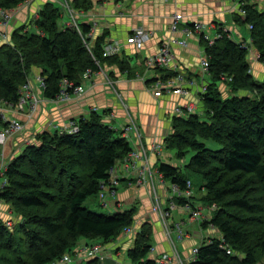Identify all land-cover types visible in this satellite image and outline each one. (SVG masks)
<instances>
[{
	"label": "trees",
	"instance_id": "1",
	"mask_svg": "<svg viewBox=\"0 0 264 264\" xmlns=\"http://www.w3.org/2000/svg\"><path fill=\"white\" fill-rule=\"evenodd\" d=\"M26 1L0 0V8L13 9ZM72 4L76 10L92 8L91 0ZM257 5L246 0L241 5L246 15H237L240 23L253 25L252 47L222 28L213 44L201 37L209 62L207 91L200 93L204 110L174 116L165 137L164 146L180 160L191 154L187 164L161 163L158 169L165 180L184 189L189 180L193 185L184 171L199 174L205 199L219 207L201 223L203 228L213 226L219 235L204 239L190 264H264V80L250 72L251 48L264 61V10ZM63 9L57 1H46L37 15L12 29L9 43H0V107L17 105L27 84L37 93L31 78L35 70L39 90L52 100L66 79L84 84L112 64L134 73L121 53L105 56L108 32L94 38L90 24H80V29L66 25ZM154 70L164 79L178 74L165 67ZM225 83L231 89L228 95L221 89ZM74 120L77 132H39L9 162L0 201L21 220L10 226L0 215V264H49L65 254L73 256L81 238L108 244L136 223L135 208L105 215L84 205L103 190L110 169L132 151L130 140L100 112ZM211 141L219 148H211ZM175 201L186 204L183 198ZM152 236L151 224L143 223L127 250L132 264H158ZM89 262L102 263L95 258Z\"/></svg>",
	"mask_w": 264,
	"mask_h": 264
},
{
	"label": "crops",
	"instance_id": "2",
	"mask_svg": "<svg viewBox=\"0 0 264 264\" xmlns=\"http://www.w3.org/2000/svg\"><path fill=\"white\" fill-rule=\"evenodd\" d=\"M46 1L49 0H35L32 2V5L22 9L18 15L16 24L11 27V30L22 25L28 17L37 15L40 7ZM54 1L63 6L62 0ZM91 1L92 8L89 11L73 9L75 18H77L79 24L87 23L92 25L94 38L108 32L106 41L108 43L118 42L121 45V54L128 60L134 73L122 72L119 65L112 64L100 72L93 74L90 80L84 82L86 91L82 97L67 102H56L55 100L47 99L41 90H39V82L36 79L37 75H39V70L33 71L31 74L32 82L37 89V93L42 97V102L35 112L31 113L30 111V116L27 113L19 114L22 120L27 122L26 137H31L46 130L55 131L63 129L71 120L79 118L82 115H87L91 111H94V109L103 114V117L108 112L113 111L115 118L111 121V124L122 132L123 126L128 123L129 119L121 100L123 99L130 110V114L137 121L139 127H141L143 141L146 146L149 148L155 142L164 145L165 137L172 131V119L176 106L185 107L186 105L194 104L195 111L199 109L201 113L204 110L200 91L202 85L208 83V76L207 74H203L201 63L202 58L205 57V45L202 42L200 33L188 36L184 33V28L195 21H200L204 24L205 32L210 38H215L222 28L229 30L232 38L237 42H243L250 46L252 44L249 26L237 20V15L240 13L239 0ZM250 2L257 3L258 8L264 10V0H250ZM64 12L63 22L69 25L73 21V17L71 14L67 15L66 11ZM174 14L181 15L178 31H173L171 28ZM137 28L153 32L152 39L142 50H137L133 44L127 42L128 36ZM170 38L186 41V45L172 44L174 59L165 68L175 71L178 73L177 75L180 74L184 77L180 81V84L188 90V94L165 93L157 97L148 90V83L142 79V76L146 75V72L143 70L144 60L158 53L163 44L168 42ZM258 57L259 53L251 48L252 61ZM252 72L256 73L254 74L258 79L264 80V67L261 64L255 62V71ZM109 73L113 75L109 76ZM148 73L146 75L148 79L160 77V74L154 69L149 70ZM106 74L113 84L106 79ZM93 82L94 84H92ZM26 112L29 111L26 110ZM5 136L3 127L0 126V139L2 143H6L9 152L8 157L16 156L23 151L26 144L23 137H19L16 141L14 139H7V136ZM130 142L133 148L138 146L134 134ZM162 154L163 151L161 153H150V161L156 169L159 168L156 164ZM171 158L167 159L166 162L178 165ZM137 178V170L125 174L116 197L110 198V201L108 200L109 204L103 205L110 207L114 211L118 209L124 210L123 208L132 202H140L141 211L138 217H136V221L138 222V226H142L144 222H150L152 219L155 221L154 227L157 229V233H155L156 242L154 245L157 246L158 251L155 252L156 255L153 254V257L159 258L161 253L166 251L165 249L168 247V244L161 225L155 220L157 219V215L152 212V195L147 187L138 185ZM170 184L166 180V185L161 184L158 186L159 194L165 205L169 201ZM5 205L6 203L0 201V215L4 213L3 215L9 216L6 218L15 219L10 212L12 211L11 209L2 213L1 209H4ZM175 211H178V214H175V220H184L186 218V213L180 204ZM196 239L195 237L194 240L196 241ZM187 241L189 242V240ZM82 242L91 241L83 239ZM113 248H115V245L111 244V249H107L109 257L100 264H131L127 259V252L125 259H122L123 253L120 250V245L117 246L119 249L116 252L112 251ZM75 260V264H80L83 260L89 261L86 258Z\"/></svg>",
	"mask_w": 264,
	"mask_h": 264
},
{
	"label": "built area",
	"instance_id": "3",
	"mask_svg": "<svg viewBox=\"0 0 264 264\" xmlns=\"http://www.w3.org/2000/svg\"><path fill=\"white\" fill-rule=\"evenodd\" d=\"M33 1L35 0H27L22 4L29 5ZM239 1H240L239 12L241 15L245 16L246 11L242 8L241 5L244 4L246 0H239ZM251 1H255V0H251ZM21 5L13 9L0 8V43L10 42L11 33H12V30L10 29L12 27L11 22L13 20L12 18L14 15V10H17V8H19ZM71 15L73 17V21L68 26H74L75 28L80 29V24L78 23L77 18H75L74 11L71 12ZM180 21H181V15L174 14L173 22L171 25L173 31H178ZM252 27L253 25L250 24V28ZM205 30H206L205 26L202 22L195 21L191 25H187L183 31L188 36L193 35L195 33H200L201 36H203L210 44H213L216 38L221 37V34H218L215 38H210V36L205 32ZM152 36L153 33L146 31L144 29L137 28L133 30L132 33L128 36L127 42L133 44L137 50H142L145 48L146 44L151 40ZM172 44L186 45V41L185 40L181 41L174 38L172 40L170 39L168 42H165L158 53L149 56L144 60L145 66L147 67V71L153 70L157 67H167L173 61L174 54L172 50ZM104 51H105L104 52L105 56L120 54L121 45L118 42H109L106 44ZM201 63H202L203 74H207L209 62L206 56L202 58ZM146 75L142 76V79L147 80L148 78H146ZM90 76H91L90 71H86V78H90ZM183 78L184 77L180 74L168 79H164L160 76L157 78L155 82H153L154 86L152 87V93H154L155 96L157 97L165 93H174V94H182V95L188 94V90L180 84V81H182ZM106 79H108V81L111 84L113 83L109 79V76L107 74H106ZM207 84L208 83L202 85V89L200 93H204L207 91ZM41 86L42 88L45 87L43 80H41ZM85 91H86V87L84 84L75 85L73 82H69L66 79L63 81L62 89L54 98V100L56 102H67L73 99H78L84 95ZM22 93L24 96L21 98L17 106L23 108L25 104H28L30 105V110L32 109V112L36 111L38 109L39 104L42 101V97L33 91L31 84H27L26 86H24ZM118 95L120 94L118 93ZM121 100L129 117L128 123L123 126L122 134L124 137L128 138L129 140H131L132 135L134 134L135 138L137 139L138 146L133 148L132 151L122 161H120L110 169L109 178L106 182L103 183L102 185L103 190L100 192L101 197L104 199L103 200L104 204H106L107 201L105 200L106 197L117 195L118 188L121 185L122 178L125 176V174H129L133 170H137L138 171L137 183L138 185L145 186L149 189L153 199L152 211L157 216L161 217L164 220L171 217L172 211L179 206L175 201L176 198H183L185 199L186 204L180 206L188 211L187 212L188 218L186 217L188 223L189 224H194L196 222L202 223L205 220L203 218L204 214L201 210H199V208L193 201V197H195V192L190 180L187 182V187L184 189L180 188L176 184H170L169 186L170 194H169L168 204L165 205V203L163 202L159 194L158 186L161 184L166 185V180L164 174L161 171H159V169H155L153 167L150 161V153L151 152L161 153L164 149V145L155 142L149 148L146 146V144L143 141V135L139 127V124L130 114V110L128 109L127 104L124 102L123 99ZM194 109H195L194 104H189L186 105L185 107L176 106L174 109V113H175L174 116L188 115L189 113H194L195 111ZM95 110L96 109H94V111ZM1 116L3 115L1 114L0 117ZM114 118H115V113L113 111L108 112L107 115L104 116V119L108 124H111L112 123L111 121ZM5 123L6 125H5L4 133L7 137L16 134H22L26 128L24 123L19 120H13V121L7 120V122ZM61 130L68 131L69 133H75L79 130V125L73 119L68 123V125L65 128ZM32 141L33 140L27 141V145L32 143ZM8 164L5 165L4 168L5 170ZM6 183H7V179H4V182H2V179H0V190L5 186ZM212 205L216 206V204H212ZM184 221L185 219L183 221H178L177 223H175L170 231L168 228L167 232L168 234L171 235L173 240L175 238L177 241H179L184 238V234H185L184 231L185 228L183 227V223H185ZM10 223L11 222H8V224ZM134 228H135V224L125 228L123 233L128 234L132 232ZM109 245L110 244L108 245L103 244L102 242L99 241L94 242L92 244L86 243L80 246L81 248L77 250L76 257L77 259H81V260L85 258L86 259L95 258L104 262L109 257V254L107 252ZM199 246L200 245L197 244L195 247H193L189 259L190 262L196 259L197 253L199 251ZM230 252L231 251L228 249V253ZM179 259H181L180 252L178 251V247L176 243H173L172 249L170 251L165 252L164 254H162V256L157 258V262L158 264H175L176 261L179 262ZM74 261L75 260L72 255L65 254L63 257L56 259L49 264H70Z\"/></svg>",
	"mask_w": 264,
	"mask_h": 264
},
{
	"label": "rangeland",
	"instance_id": "4",
	"mask_svg": "<svg viewBox=\"0 0 264 264\" xmlns=\"http://www.w3.org/2000/svg\"><path fill=\"white\" fill-rule=\"evenodd\" d=\"M62 1H63V6L62 7L64 8L63 10L68 13L67 15L71 14V12L74 11L73 8H72V6H71V5H73V4H71L72 3V0H62ZM69 1H70V3H69ZM239 3H240V1H239ZM30 5H32V3L29 4V5L22 4L19 8H17V10H14V15H13V18H12L13 20L11 22L12 27H13L14 24H16V21L18 19V15L22 11V9H24L27 6H30ZM146 31H149V30H146ZM149 32L153 33L152 31H149ZM170 39H172V38H170ZM250 62L252 64L251 65L250 72L255 71V62L261 64L264 67V61H262L261 59H259V57L257 59H255L254 61H252V59L250 57ZM143 70H144V72H146V74H149L148 71H147V67L145 66V64H144ZM252 73L254 74L255 72H252ZM261 80H263V79H261ZM92 84H94V82ZM147 85H148V90L152 92V87L154 86V83L151 82V83H148ZM228 85L229 84H227V83L221 85V87H222L221 89H222L224 95H228L231 92V89H230V87ZM40 105H41V103L39 104L38 108L40 107ZM26 110H28L29 112H26ZM30 111L32 113V109L30 110V105H28V104H25L23 108H21V107H19L17 105L16 106H6V105H3V106L0 107V115L1 114L3 115V116H1L0 126H2L3 127V130H5V125H6L5 122H7V120L8 121H11V120L12 121L13 120H19V121L23 122L25 126H27V122H25L24 120H22V118L20 117L19 114L27 113L30 116L31 115L30 114ZM194 112L200 113V110L197 109ZM25 134H26V128H25V130H24V132L22 134H16V135H13V136H9V137H7V139H11V140L14 139V140L17 141V139L19 137H23L24 142L26 143L25 144V147H26L27 141H30V140L35 139L36 135H33L31 137L30 136L29 137L28 136L26 137ZM1 143L2 142H1V139H0V172H1L0 173V179H2V182H4V179H6V177H5V169H4L5 168V165L8 164L10 161H12L15 158V155L13 157L12 156L11 157H8L7 155L9 154V152H8L6 143L5 142H4L5 144L4 143L1 144ZM209 144H210V146H212L211 148H214V149L215 148H219V145L216 144L213 141L209 142ZM19 154H17V155H19ZM190 157H191V154L188 153L186 155V158L180 160L177 157L176 152L173 149H169V148L164 147L163 154L159 157V160H158V162H157L156 165L159 166L161 163H163V162L165 163L167 161V159H169V158H171L173 162H175V163H177L179 165H181V164H187L188 161H189V159H190ZM154 168L156 169V167H154ZM184 169H185V167H184ZM184 172H185L184 175L186 177H190L192 179V181H193V189H194V192H195V197H193L194 203L197 205V207L199 208V210H201L203 212V214H204V217L203 218L205 220L209 219L212 215L215 214V212L217 211V209H219V207L217 205L216 206L211 205L207 201V199H205V196H206L205 190H203L201 188V186H202V184L204 182L203 177L201 175H199V174L192 173V172H190L188 170H185ZM113 197H116V196L106 197L105 198V200H107L106 201V204H109L108 200L110 198H113ZM103 200L104 199L101 197L100 193L99 194H95V195L90 196L85 201V204L84 205L88 209H90V210H92L94 212H97V213H100V214H105V215H113V213L115 212V210L113 211V209H111L110 207L104 206L103 205L104 204ZM7 208H9V209H7ZM134 208L137 211L136 217H138V214L141 211V204H140V202L135 201V202H132L131 204H127V206L125 208H123V209H134ZM10 209H11L10 206L8 204H6L5 207H4V209H1V211L3 213V212H7ZM182 209L186 213V217H187V212L188 211L185 210L184 208H182ZM4 210H6V211H4ZM10 212H11V214L13 215V217L15 219H13V218H6V217H9V216L3 215L4 213L2 215H3L4 219L7 220V222H11L8 225L13 226V224H15L16 222H19L21 220V217L16 212H14V211L13 212L10 211ZM175 214L177 215L178 214V211L173 210L172 211V216L173 217L171 216V217L167 218L166 220H164L161 217L157 216V219H155V220H156V222L159 223V225H161L162 232L164 233L165 240H166V242L168 244V247L165 249L166 250L165 252L170 251L172 249L173 243H176V245L178 247V251L180 252V255H181V259H179V262L176 261L175 264H189L190 263L189 259H190V255H191V251L193 250V247H195L197 243H198V245H201L204 239H208L212 235L213 236L214 235L217 236V235H219V233H218V230L216 228H214L213 226H210V225L208 227H206V228H203L201 222H196L194 224H189L188 223V220H187L188 217H187V218H185V221H184L185 223H183V227L185 228V230H184L185 231L184 238L181 239V240H179V241H177L175 238L173 240V238L171 237V235L168 234V232H167L168 231V228H169V231H170L172 229V226L175 223H177L178 221H183L181 219L175 220L174 219V217L176 216ZM148 223L151 224L152 229H153V236H152V239H151V242L153 244V243L156 242L155 233H157L156 232L157 229L154 227L155 221L153 219L150 222H148ZM140 227L141 226L140 225L138 226V222L136 221L135 228L133 229V231L130 232V233H128V234L122 233V235L119 236L116 240H114V242L113 241L112 242H109L108 244H110V245L108 246V249H111V244L112 245L114 244L115 245V248H113L112 251L113 252H116V250L119 249V248H117V246L120 245V250L123 253V258L122 259H125L126 252H127L128 248H130V247L133 246L134 240H135V236H136L137 232L140 230ZM195 237L197 238L196 239L197 243L194 240ZM83 239L84 238H81V240H78L77 241V244H76L77 246L75 247V251H73L74 252V254H73L74 260L77 259L76 252H77V250H79L81 248L80 246H82V245H84L86 243L92 244V243L98 241V240L93 241V240L89 239V241H91V242L83 243L82 242ZM187 240H189V242ZM157 251H158L157 250V246L154 245V248L152 250V255L153 254L156 255L155 252H157ZM165 252L161 253V256ZM75 261L72 262L71 264H75ZM80 264H93V263H90L87 260L86 261L83 260V261L80 262Z\"/></svg>",
	"mask_w": 264,
	"mask_h": 264
},
{
	"label": "bare ground",
	"instance_id": "5",
	"mask_svg": "<svg viewBox=\"0 0 264 264\" xmlns=\"http://www.w3.org/2000/svg\"><path fill=\"white\" fill-rule=\"evenodd\" d=\"M233 211V210H232ZM20 224V223H19ZM193 238V237H192ZM208 242V241H207ZM164 243V242H163ZM196 261V260H195Z\"/></svg>",
	"mask_w": 264,
	"mask_h": 264
}]
</instances>
